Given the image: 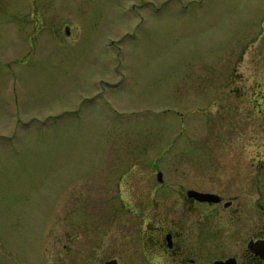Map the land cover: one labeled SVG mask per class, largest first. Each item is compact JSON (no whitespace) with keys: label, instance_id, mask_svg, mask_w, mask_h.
<instances>
[{"label":"rangeland","instance_id":"rangeland-1","mask_svg":"<svg viewBox=\"0 0 264 264\" xmlns=\"http://www.w3.org/2000/svg\"><path fill=\"white\" fill-rule=\"evenodd\" d=\"M252 88L251 134L218 95ZM263 99L264 0H0V264L124 256L127 209L191 141L254 137L264 209Z\"/></svg>","mask_w":264,"mask_h":264},{"label":"flooded vegetation","instance_id":"flooded-vegetation-1","mask_svg":"<svg viewBox=\"0 0 264 264\" xmlns=\"http://www.w3.org/2000/svg\"><path fill=\"white\" fill-rule=\"evenodd\" d=\"M238 79L244 78L239 75ZM229 92L218 96H235L248 104L247 121L252 134L254 108L262 105L260 92L253 88ZM213 139L212 142L203 139L200 144L189 142L188 153L174 163L170 182H159L151 202L135 201L133 209H127L134 225L127 243L121 244L127 249L125 261L124 256L112 257L114 249L109 243L95 249L88 261L91 264L115 260L118 264H264V217L259 216L263 207L257 196L248 200L242 194L257 190L258 157L253 151L248 152L252 145L256 146L255 139L252 136ZM195 147L213 156L209 168H194L191 158L197 155ZM159 173L164 177L163 172ZM192 193L215 198L199 200Z\"/></svg>","mask_w":264,"mask_h":264},{"label":"water","instance_id":"water-1","mask_svg":"<svg viewBox=\"0 0 264 264\" xmlns=\"http://www.w3.org/2000/svg\"><path fill=\"white\" fill-rule=\"evenodd\" d=\"M158 181L160 182V183H163L164 182V179H163V174L162 173H159L158 174ZM192 194H194V193H192ZM199 200H210V199H213V198H215V197H213V196H209V195H203V194H194ZM108 264H118V261H111L110 263H108Z\"/></svg>","mask_w":264,"mask_h":264}]
</instances>
